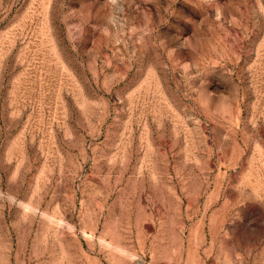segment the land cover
<instances>
[{
	"label": "rangeland",
	"instance_id": "obj_1",
	"mask_svg": "<svg viewBox=\"0 0 264 264\" xmlns=\"http://www.w3.org/2000/svg\"><path fill=\"white\" fill-rule=\"evenodd\" d=\"M0 264H264V0H0Z\"/></svg>",
	"mask_w": 264,
	"mask_h": 264
}]
</instances>
